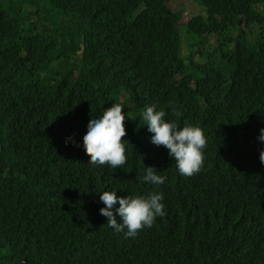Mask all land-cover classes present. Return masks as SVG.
<instances>
[{
	"label": "trees",
	"instance_id": "trees-1",
	"mask_svg": "<svg viewBox=\"0 0 264 264\" xmlns=\"http://www.w3.org/2000/svg\"><path fill=\"white\" fill-rule=\"evenodd\" d=\"M169 1L0 0V264H264V0H192L204 11L186 23ZM113 103L117 169L82 145ZM153 105L203 129L200 172L150 142ZM103 191L162 192L166 214L126 238L99 214Z\"/></svg>",
	"mask_w": 264,
	"mask_h": 264
},
{
	"label": "clouds",
	"instance_id": "clouds-1",
	"mask_svg": "<svg viewBox=\"0 0 264 264\" xmlns=\"http://www.w3.org/2000/svg\"><path fill=\"white\" fill-rule=\"evenodd\" d=\"M172 110L177 117L183 115L175 106ZM141 115L148 132L152 133L150 142L168 150V156L175 162L181 176L191 177L201 171L207 139L200 126L185 122L180 127L175 121L168 122L164 119L166 113L156 111L154 105L145 107ZM125 120L119 103L104 109L100 117L89 119L82 137L84 152L90 157L88 163L93 166L107 164L113 169L126 164L125 140L122 139L127 135ZM257 139L264 142V128L260 129ZM259 160L264 165V149L260 150ZM144 173L141 178L144 182L155 186L165 182L166 177L159 175L155 166H145ZM163 199V193L158 191L149 192L146 196L123 197L117 196L116 191H103L99 200L104 207L100 208L99 214L106 218L108 227L115 232L123 233L126 238H135L144 228H151L157 217L166 214Z\"/></svg>",
	"mask_w": 264,
	"mask_h": 264
},
{
	"label": "rangeland",
	"instance_id": "rangeland-1",
	"mask_svg": "<svg viewBox=\"0 0 264 264\" xmlns=\"http://www.w3.org/2000/svg\"><path fill=\"white\" fill-rule=\"evenodd\" d=\"M167 5L172 11L181 12L182 23H186L191 16L198 13H203L204 9L201 8L198 4L194 3L192 0H170ZM213 36L209 37V42L213 43Z\"/></svg>",
	"mask_w": 264,
	"mask_h": 264
}]
</instances>
